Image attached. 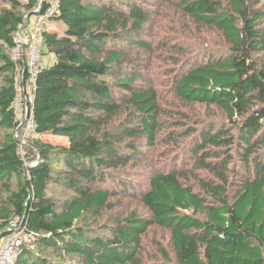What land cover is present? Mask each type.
Listing matches in <instances>:
<instances>
[{
	"label": "trees",
	"instance_id": "trees-1",
	"mask_svg": "<svg viewBox=\"0 0 264 264\" xmlns=\"http://www.w3.org/2000/svg\"><path fill=\"white\" fill-rule=\"evenodd\" d=\"M2 1L0 235L14 220L34 235L14 264H264V0H171L182 32L158 45L154 27L140 38L165 0H58L50 19L65 29L42 34L54 61L30 104V161L17 152L14 105L28 76L7 48L49 1ZM193 26L221 40L189 37ZM157 47L172 63L162 80ZM170 154L134 191L128 169ZM130 196L146 215L123 207ZM152 227L170 233L174 259L161 248L163 259L144 260Z\"/></svg>",
	"mask_w": 264,
	"mask_h": 264
},
{
	"label": "rangeland",
	"instance_id": "rangeland-1",
	"mask_svg": "<svg viewBox=\"0 0 264 264\" xmlns=\"http://www.w3.org/2000/svg\"><path fill=\"white\" fill-rule=\"evenodd\" d=\"M21 1H22V3L27 2L26 0H21ZM48 1H53V0H48ZM54 1H58V0H54ZM165 2H166V7H163V9L160 8L159 6H157V12L155 9H153L154 10V13H153L154 25L151 24V25L146 26V32H144V34L141 35V38H140L141 40L151 41V32H152L153 27L156 30H160V38L159 39L156 40L155 37H152V40L155 42V45L161 39L170 38V37L172 38V37H175V35H178V31L182 32L181 31L182 26L177 25L178 22L176 19L178 18V16H177L178 13H176V8L174 7L171 0H165ZM145 3L148 4L146 1H145ZM2 6H8V5L5 4L2 0H0V7H2ZM158 10H160V11H158ZM36 21H37L36 16L32 17L30 19L29 25L35 24ZM43 25L47 31L57 30L58 32L63 33L64 29H65L64 24L58 20H55V19H47ZM199 29L200 28L193 26V30L189 34V37L194 38L197 34H203L205 36L207 34V35H209V38H211L212 45H214L215 43H219V41L221 40L220 39L221 36L216 34V32L213 29H208V28H204V27L201 30H199ZM204 33H206V34H204ZM179 35L182 36L181 34H179ZM183 47L186 48V44H183L182 48ZM162 50H163V48L159 49L157 47L155 58H152V62H153V66H154L153 70H155V72H157L156 73L157 80H162L164 78L162 76V74L166 72L165 70L168 66L172 65V63H170V60L167 61L165 59L167 57V52L163 51L164 53H161ZM145 56L146 55L144 54V57ZM44 58H47V56L44 55L43 59ZM143 59L146 61L147 57H145ZM158 72H160V74ZM148 76L151 77L152 75L149 74ZM164 81H166V79H164ZM31 89L32 88H30V93H31ZM160 91L162 93V97L165 98V102H170L172 100L173 95H172L171 89L167 83L160 86ZM186 110L189 113L191 112V109H189V108H186ZM194 113H196V115L204 116L210 120L220 119L217 112H208L206 109L202 110L200 108H197ZM44 138L50 140L51 142H53L55 144H64V145L70 146V143L67 140V138L55 135L53 133L46 134L44 136ZM172 156L173 155L170 154L169 156H167L163 160H159V157H158L157 160H159V161H157V163L155 165H151V166L148 165L147 166V165L143 164L138 169V171H136L135 169H128V171H131L130 175L133 178V179H129L128 182L131 183V185L134 184V191L140 190L141 187H143V185L145 184L146 178H147V174L157 170L158 167L162 166V165H160L161 162L163 164L164 163L166 164L169 162V165H170L171 164L170 160L172 159ZM30 157L34 158V155H32V153H31ZM155 162H156V160H155ZM59 193H60V191H59ZM123 207L126 209H129L131 211L132 210L137 211L141 215H146V212L142 208L139 200L134 198V197H131V196L127 197L124 201ZM145 247L146 248H145V253H144V260H146V261H152V260L157 259V258L163 259L164 255L161 251V248H164L169 253L171 258L174 259V254H173L171 240H170V233L167 230H164V229H161L158 227H152L145 237Z\"/></svg>",
	"mask_w": 264,
	"mask_h": 264
},
{
	"label": "built area",
	"instance_id": "built-area-1",
	"mask_svg": "<svg viewBox=\"0 0 264 264\" xmlns=\"http://www.w3.org/2000/svg\"><path fill=\"white\" fill-rule=\"evenodd\" d=\"M57 8V1H49V6L45 12L38 14L36 23L29 25V21L16 34V46L7 48L10 58L18 65L20 73L23 71L24 74H27L28 82L34 90L44 51L42 34L45 27L43 24L55 15ZM20 64L23 65L22 69ZM18 79L21 80L20 74ZM32 101L33 98L19 81L14 105L16 114L20 118L15 130V138L18 140L17 152L25 161L32 160L28 140L35 137V121L30 107ZM18 127H20L19 130ZM33 240L34 235L25 232L18 224V220L11 222L8 234L0 240V264H14L21 253L22 246L31 243Z\"/></svg>",
	"mask_w": 264,
	"mask_h": 264
},
{
	"label": "crops",
	"instance_id": "crops-1",
	"mask_svg": "<svg viewBox=\"0 0 264 264\" xmlns=\"http://www.w3.org/2000/svg\"><path fill=\"white\" fill-rule=\"evenodd\" d=\"M34 16H36V18H37L38 17V14H33L32 17H34ZM46 56H47V58H44V59L42 58V66L43 65H50L54 61L52 56H48V55H46ZM27 83H28L27 86H26L27 87L26 88L27 89V92L29 93V95L31 96V98H34V89L32 88V86L30 85L29 82H27ZM30 88H32L31 89V93H30ZM31 159H33V157H31Z\"/></svg>",
	"mask_w": 264,
	"mask_h": 264
},
{
	"label": "water",
	"instance_id": "water-1",
	"mask_svg": "<svg viewBox=\"0 0 264 264\" xmlns=\"http://www.w3.org/2000/svg\"><path fill=\"white\" fill-rule=\"evenodd\" d=\"M20 129V127H18V130ZM7 234H4L3 236L2 235H0V240L3 238V237H5Z\"/></svg>",
	"mask_w": 264,
	"mask_h": 264
}]
</instances>
